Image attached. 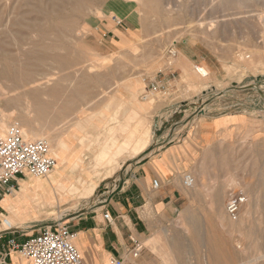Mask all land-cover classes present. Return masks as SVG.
<instances>
[{
    "label": "rangeland",
    "instance_id": "374dc122",
    "mask_svg": "<svg viewBox=\"0 0 264 264\" xmlns=\"http://www.w3.org/2000/svg\"><path fill=\"white\" fill-rule=\"evenodd\" d=\"M123 2L0 0V119L5 121L0 133L33 127L38 135L26 139L53 140L69 132L90 136L93 142L70 141L82 159L74 176L83 168V176L95 172L100 177L106 168L92 163L94 153L112 139L122 142L140 119L149 126L150 114L154 155L169 146V139L175 142L192 134L180 130L166 135L170 126L181 127L177 122H199L198 132L208 125L204 116L221 115L230 102L252 104L264 95V0H139L132 4L134 21L122 15ZM106 28H116L118 38L111 40ZM190 38L229 54L235 83L224 85L209 75L200 81L199 65L190 73H178V58L168 64L171 52L177 53L181 41ZM151 83L159 89L151 91ZM142 105L146 109L138 108ZM177 106L181 113L173 111ZM223 119L215 118V127ZM160 120L169 124L157 131ZM208 135L202 131L197 146L199 164L188 158L180 174L182 180L194 176L199 191L182 184L184 211L142 239L139 255L129 254L121 264H207L208 257L211 264H264V133L249 127L231 145L222 130L213 141ZM187 137L170 145L183 144ZM124 154L132 155L123 151L111 172ZM62 170L68 172L69 166ZM53 174L47 179L49 188ZM237 191L244 193L245 202L237 216L241 219L235 220L225 204L228 194ZM88 198L69 199L47 217L58 223L69 220Z\"/></svg>",
    "mask_w": 264,
    "mask_h": 264
},
{
    "label": "crops",
    "instance_id": "0c3cea01",
    "mask_svg": "<svg viewBox=\"0 0 264 264\" xmlns=\"http://www.w3.org/2000/svg\"><path fill=\"white\" fill-rule=\"evenodd\" d=\"M105 25L108 26V23ZM114 29L116 30L106 28L111 40L118 38L113 32ZM101 50L96 52L103 55ZM177 56L174 68L178 73H190L193 66L199 65L207 69V75L222 84L235 83L229 74V54L212 51L196 38L182 40L177 48ZM194 83L198 84L197 81ZM164 85L165 81L160 84L161 87ZM125 94L126 97L129 96L128 93ZM256 99L255 103L239 102L236 103L237 106L230 102L229 110L223 114L204 116L208 125L200 128L198 132L199 122L196 124L192 120L183 125L184 120L177 122L181 127L173 130L170 126L166 135L173 136L180 130H190L192 134L185 136L187 140L179 145L170 144L180 143L184 138L175 142L169 139V146L154 155L150 144V114L148 144L135 155L124 154L110 174L106 175L105 170L101 169L98 183L88 198L89 201L79 208L74 217L62 223L47 217L50 209L46 212L38 211L31 203V200H37V197L44 194L48 174L42 177L27 174L12 179L4 186L0 195V264H25V259L19 252V245L42 229L57 224L68 225L75 232L73 242L87 264H112L115 259L124 261L130 254L133 241L140 243L153 230L162 228L184 211L186 191L182 187L180 174L186 169L188 158L191 159V164H199L197 146L202 143V131L208 132L211 139L216 132L222 130L225 143L230 142V145L247 132L249 127L255 132L264 133V95H259ZM60 110L65 113V109ZM173 111L181 113L182 110L177 106ZM220 117L224 119L215 127L213 121ZM168 124L160 120L155 126L156 130L160 131L162 126L166 127ZM194 135L198 139H195ZM154 180H157V186L153 185ZM201 181L199 175V182ZM105 211L110 216L109 220L103 218ZM4 218L12 219L10 228L2 225ZM9 240H13L18 247H12Z\"/></svg>",
    "mask_w": 264,
    "mask_h": 264
},
{
    "label": "built area",
    "instance_id": "2783aa9c",
    "mask_svg": "<svg viewBox=\"0 0 264 264\" xmlns=\"http://www.w3.org/2000/svg\"><path fill=\"white\" fill-rule=\"evenodd\" d=\"M151 91H157L159 85L151 83ZM56 165L55 157L50 153L49 145L44 139H26L13 127L0 133V195L4 186L23 175L42 177L49 174ZM193 179L184 175L182 184L190 186ZM157 186V180L153 181ZM245 202V195L241 191L230 192L225 204L226 213L235 219L238 216L241 204ZM108 212H103V218L109 220ZM2 225L10 228L6 218ZM75 232L68 225L57 224L46 227L37 234L30 236L19 245V252L25 259V264H87L80 255L73 240ZM12 247H18L13 240H9ZM142 246L133 241L130 255L135 258L139 255ZM121 259H115L112 264H121Z\"/></svg>",
    "mask_w": 264,
    "mask_h": 264
},
{
    "label": "bare ground",
    "instance_id": "6f19581e",
    "mask_svg": "<svg viewBox=\"0 0 264 264\" xmlns=\"http://www.w3.org/2000/svg\"><path fill=\"white\" fill-rule=\"evenodd\" d=\"M123 1H124L123 4H125L126 9L123 10L122 15H126V17H128L130 21H134L135 18L133 16L134 15L133 11L135 9L134 10L132 9L133 8L132 4L136 1L138 2L139 0H123ZM98 13L100 12L98 11ZM171 54L172 57L168 61V64L172 63L174 59L178 58L177 53L175 51H172ZM196 72L199 75L198 78L200 79V81H203L204 80L203 78L207 76L206 70L203 67H198ZM20 73H21L20 70L15 68V72L13 73L14 76L19 78L18 75H20ZM48 91L50 92L51 89ZM78 93H80V91H78ZM108 103L109 102L106 103L105 105L106 107L108 106ZM67 105L68 104H66V106ZM138 108L140 109L143 108L144 110V108L146 109V106L142 105V106H138ZM99 113L100 112H97V114ZM112 118L114 119L115 116H112ZM85 121H87V119H85ZM4 125H5V121L3 119H0V129ZM77 126L81 128L80 123H77ZM21 134L25 138L35 137L38 135V133L34 130L33 127L22 129ZM148 136H149V126L144 120L140 119L137 121L136 126L132 127L129 133L126 135V137L122 139V142L116 143L112 139L111 143L108 144L105 143L101 145L98 152H96L92 156V163L95 164V166L105 167L106 168L105 174L108 175L111 173V169H112L111 165L113 164V162L116 161L117 157L120 156V154L123 151L129 150V152L132 155L137 154L140 150H142L146 146L148 141ZM75 137H76L75 134H73L72 132L67 133V137H59L53 140L43 137L46 139V142L50 144L49 146L50 153L51 154L53 153L52 155L56 159L55 167L57 166V168L59 167V169L53 170L54 174L49 173L46 176L48 178L49 175L53 174L52 176L55 178V181L50 183L51 186L50 188L48 186L46 187L44 194L41 195L40 197H37V200L34 199L31 200L34 209L43 212L46 209L55 210L54 208L63 205L69 199H73V198L86 199L92 195L95 188L94 185L95 180L99 177L98 173L93 172L85 177L82 175L84 169L80 168L81 175L78 176L73 175L76 169H78L81 166L82 159L77 156L79 153V149L76 148L75 146H71L70 141L72 139H77L80 143L85 141L93 142V139L87 135L76 138ZM67 165L69 166V170L68 172L63 173L62 167ZM191 177L193 179V182L188 187H191L195 192H198L199 188L197 183L195 182L197 180L194 179L195 178L194 176ZM241 216L237 217V219H241ZM8 222L10 223L9 220ZM206 250L209 255L213 251L210 246L207 247ZM209 258L210 257H208L207 264H211Z\"/></svg>",
    "mask_w": 264,
    "mask_h": 264
},
{
    "label": "water",
    "instance_id": "95a60500",
    "mask_svg": "<svg viewBox=\"0 0 264 264\" xmlns=\"http://www.w3.org/2000/svg\"><path fill=\"white\" fill-rule=\"evenodd\" d=\"M219 95L221 94V93H218Z\"/></svg>",
    "mask_w": 264,
    "mask_h": 264
}]
</instances>
